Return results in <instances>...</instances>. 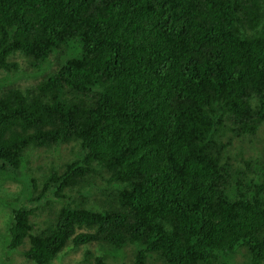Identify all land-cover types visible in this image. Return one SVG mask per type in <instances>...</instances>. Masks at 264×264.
<instances>
[{
    "label": "trees",
    "instance_id": "obj_1",
    "mask_svg": "<svg viewBox=\"0 0 264 264\" xmlns=\"http://www.w3.org/2000/svg\"><path fill=\"white\" fill-rule=\"evenodd\" d=\"M0 72V169L74 152L30 177L11 249L28 239L35 264L70 242L101 245L93 264L111 247L134 249L113 264H264V157L228 156L264 125V0H0Z\"/></svg>",
    "mask_w": 264,
    "mask_h": 264
},
{
    "label": "rangeland",
    "instance_id": "obj_2",
    "mask_svg": "<svg viewBox=\"0 0 264 264\" xmlns=\"http://www.w3.org/2000/svg\"><path fill=\"white\" fill-rule=\"evenodd\" d=\"M29 151L28 169L30 174L26 175L20 169L6 171L0 169V264H35L33 260L24 254V251L29 247L28 239L17 248L11 249L9 247L11 246L9 228L13 220V210L26 202V184H28L31 176L40 178L44 172H48L74 157L72 142L62 143L51 148H31ZM228 156L231 162L238 167L243 165L242 159L264 157V125L255 138L248 139L247 142L236 141ZM39 185L41 186V184ZM59 205V202L47 203L36 210L33 217L36 230L44 227L46 222L51 220ZM111 249L114 256L112 254L107 255L109 264L130 261L133 258L134 249L132 247L125 250L112 247ZM104 253V248L96 242L78 246L70 242L48 264H93L94 258ZM243 260V254L237 253L234 256L221 259V263L242 264Z\"/></svg>",
    "mask_w": 264,
    "mask_h": 264
}]
</instances>
